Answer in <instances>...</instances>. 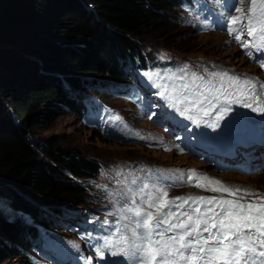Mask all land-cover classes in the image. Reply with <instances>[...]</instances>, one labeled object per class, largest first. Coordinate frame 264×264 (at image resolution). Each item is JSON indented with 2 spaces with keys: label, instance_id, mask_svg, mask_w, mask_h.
Wrapping results in <instances>:
<instances>
[{
  "label": "rangeland",
  "instance_id": "374dc122",
  "mask_svg": "<svg viewBox=\"0 0 264 264\" xmlns=\"http://www.w3.org/2000/svg\"><path fill=\"white\" fill-rule=\"evenodd\" d=\"M59 1L58 9L54 11L52 7H49L46 17L52 18L64 11L66 2L75 5V1L73 0ZM216 1L214 4H211V0H201L202 5H197V8H174V13H170L169 17L164 20L158 29L139 37L132 35L130 37L143 48V51L150 59L149 61L164 67L172 66L174 71L170 73L175 79L181 74V69L186 66L188 74L198 72L217 83H220L219 77L214 78L210 75L211 73L227 72L232 75H240L242 78L249 77L259 80L258 78L261 73L258 67L250 59L248 60L241 50L238 49L239 47L232 40L228 30L229 20L227 18L232 15H239L235 11L237 7L241 8L244 13H247L251 6V0H244L243 3H241V0H234V6L225 5L224 3L216 4ZM209 4L211 5L209 6ZM212 9H214V12ZM44 15L43 13L42 16ZM36 33L40 34L39 30ZM21 34L25 33H21V31L16 32L15 35H18V37L16 38L15 45L11 46V53H18V57L20 56L19 58L22 61H26V65H22L19 69L20 73L17 75L15 73L17 78L20 75L19 78L23 79L34 71L33 67L31 68L28 64H33L35 59H39V56L36 54L37 57L31 59L32 57H27L21 52L19 53L22 47L23 49L26 48V50L37 51L36 40L33 37H29L26 42H22L19 36ZM41 36L43 35L41 34ZM7 40L9 42L11 39L8 38ZM4 44L1 43L0 48L6 53L9 50L7 49L9 45L6 46V43ZM13 59H15L14 55ZM16 67L17 63L14 68L16 69ZM9 74L14 79L16 78L14 70L13 74L10 71ZM0 75V80H4L6 74L2 67H0ZM129 76L130 80L125 85L128 88L131 85H134L137 89L140 88L139 93L134 94L133 91H129L120 95L123 88L117 87L119 86V82L107 78L110 80V84L115 85L114 87L111 88V85L104 86L106 90H103V85L99 84L94 88H88L84 92V95H82L84 97L88 94L95 97L96 100L103 101L104 106L108 109V116L115 124V131L112 130L113 126L110 128V126L105 127L101 125L103 122L97 124L94 120L85 121L78 113L69 109L60 100H57L59 108L51 100L36 114H33L34 116L32 115L31 119L34 117L42 119L53 109L56 117H54L51 124L46 125L44 123L41 126L32 127L28 122L24 121V118L21 119L23 121L15 118L17 123H14L12 115L16 116L14 113L16 101L13 99L11 92H15L18 95L20 91L18 89L14 90L12 84L6 86L4 89L3 86L5 85H3V81L0 82V86L3 89L0 90V100L5 106L9 121H11L9 123L32 142L35 149H38L47 141H52L63 148L77 150L83 156H87L98 163L99 171L95 175L78 178V181L86 189L85 198H88L89 201L83 205H79L75 213L77 212L76 214L81 219H85V214L89 212L95 213L99 217L97 238L88 237L90 254L86 257L88 258L86 262L96 253V249L104 244L105 237L103 235L109 231L108 224H111L114 220L121 222L120 204L124 199L129 197L132 199L133 195L139 192L144 185L148 186L145 192L148 190L152 192V179L145 172L144 164L145 166L153 164L154 167L159 165L162 168H169L173 165L193 166L204 170L210 168V164L199 157L177 153L172 143L168 144L170 149L166 147V144L161 145L165 142L164 140L176 141L175 137L177 136L174 137V135H179L180 130L183 127L185 128L186 125L199 123L193 112H199L200 110L192 108L187 114L182 115L181 112L184 110L185 105L174 107L175 102L171 97V93L164 92V84H161L159 90H149L148 88H152V84L143 75V72L139 71V73H136L132 70ZM91 77H97L101 81L107 80L104 76L96 74L88 75V78ZM158 78L164 79L165 74H160ZM226 82L227 78H225L223 83L225 84ZM60 87L63 91L67 92V95L70 94L68 96L72 98L81 95L79 92L69 90L67 82L60 83ZM169 88H171V85ZM125 90L127 91L128 89L126 88ZM161 93L164 94L161 95ZM162 98H165L166 101H162ZM9 102L12 105H9ZM223 104L228 106L225 103ZM206 107L208 111H212L215 108L214 105L212 107L206 105ZM0 109L1 111L3 110L2 108ZM153 113L155 116L152 115ZM172 114H175L174 116L177 118L176 123L172 122L174 120ZM217 115L218 111L214 113L212 121H216ZM117 116L121 119H115ZM102 118V112L94 116V119ZM170 129L174 130L171 132ZM141 137H145V139H141ZM215 174L223 177L226 181L236 180L244 184L264 188V172L247 174L218 171ZM177 181L179 180L170 181L162 187L167 190L169 199L177 197L180 191L185 192L189 190L182 189L179 185H174L173 183H177ZM152 193L156 194L157 191L155 190ZM107 195L114 196L107 197ZM119 195H122V197ZM139 196L137 194L135 198ZM139 201L141 203V198ZM30 203L36 205L40 217L47 220L49 230H56L64 240L79 241L77 234L71 230V227L63 224L67 222H60L57 219L56 214L63 213L64 206L60 207V212H57L53 209V204H43L38 200H31ZM7 207L10 209L6 201L0 196V209L6 212ZM112 209L116 210L117 217L110 215ZM26 217L25 214L14 212V214L8 216V220L11 218L19 220L18 222L23 224L24 231H27L31 229L30 223L33 226L35 224L31 219L27 222ZM29 217L31 218V216ZM71 225L74 224L72 223ZM44 229L48 228L45 227ZM111 233H115L114 228H112ZM0 237L5 238L6 244L11 248L17 245L16 243L14 244L13 239L8 234L0 231ZM112 240L119 241L115 236H113ZM68 244L72 245L70 242ZM31 255L33 258L39 260V262L45 261L50 264H63L60 263L58 254L51 250L49 241L42 243V248L37 252L32 251ZM26 256L25 253H22V255L12 257L4 263L1 262L0 257V264H33V259L31 258V262L25 258Z\"/></svg>",
  "mask_w": 264,
  "mask_h": 264
},
{
  "label": "trees",
  "instance_id": "16d2710c",
  "mask_svg": "<svg viewBox=\"0 0 264 264\" xmlns=\"http://www.w3.org/2000/svg\"><path fill=\"white\" fill-rule=\"evenodd\" d=\"M73 1L75 5L66 2L64 11L48 18L47 10L49 7L54 11L58 9L59 0H0V44L9 45L7 54L0 48V67L6 74L0 82L3 81L4 89L12 84L14 90L20 91V95L11 92L16 101V116L11 113L14 123L15 118L19 121L24 118L32 127L51 124L56 117L53 109L42 119H31L51 100L56 106L59 105L57 100H60L84 119L91 98L68 96L70 94L67 95L60 87L62 82H67L69 90L83 94L99 84L108 86L107 78L129 81V70L132 68L150 67L154 73L165 75L173 70L172 66L164 68L149 61L143 48L130 36L139 37L158 29L169 14L174 13V8L188 7L192 0ZM37 30L40 34L36 33ZM17 31L25 33L19 35L22 42L33 37L38 51L22 47L19 53L31 59L39 56L33 64H28L34 71L23 79L16 75L26 61H22L18 53H11V46L15 45L18 37L15 35ZM8 38L11 39L9 42ZM13 70L15 79L9 74V71L13 74ZM90 74L104 76L107 80L88 78ZM109 85L114 87V84ZM0 90H3L1 86ZM9 105H12L11 102ZM0 108L3 109H0V196L10 207L6 212L0 209V231L8 234L17 244L11 248L5 238L0 237L1 262L25 253V258L31 262L33 259V264H41L31 255L37 250V243L43 241L41 229L30 223L31 229L24 231L19 220H8V216L20 212L31 216L25 218L27 222L31 219L40 226L48 227L47 220L40 217L37 206L30 201L53 204L57 212L62 206L64 211L76 209L89 201L85 198L86 189L78 178L95 175L99 166L95 160L77 150L63 148L52 141L35 149L33 143L9 123L11 121L1 100ZM61 214L56 215L59 218ZM52 235V230L47 233L50 238Z\"/></svg>",
  "mask_w": 264,
  "mask_h": 264
},
{
  "label": "snow or ice",
  "instance_id": "6c2138e0",
  "mask_svg": "<svg viewBox=\"0 0 264 264\" xmlns=\"http://www.w3.org/2000/svg\"><path fill=\"white\" fill-rule=\"evenodd\" d=\"M235 11L239 15L227 18L228 30L235 34L237 40H241L246 33L252 40L243 39L242 47L264 54V0H251L247 13L239 7ZM248 54L251 56L253 53L250 51ZM261 67L264 68V62ZM185 71L186 66L176 77L178 84L173 83L171 88L163 86L164 92L171 93L174 107L185 105L182 115L195 108L207 116L209 111L205 106L221 104V98L227 101L228 106L221 104L217 109V121L231 111L232 103H241L249 108L255 103V110L264 111V97L261 96L264 82L240 75L229 76L227 72H214L210 75L219 77V86L208 80L201 90L195 81H204V77L193 72L190 74L192 82H185ZM143 75L152 81L160 73L146 71ZM225 78L228 88L223 83ZM231 88L236 89L235 93L229 92ZM115 119L121 118L117 116ZM191 176L215 185L212 191L227 193L233 198L189 195L169 199L164 188L153 194L145 192L148 186L144 185L133 195L131 203L134 207L126 209L133 214L134 223L130 227L125 226L127 231L120 232L118 242L107 240L97 248V256L103 258L108 251L111 256H122L125 264H264V193L229 186L200 176L195 170H191ZM137 194L141 196L140 204L135 198ZM189 201L197 206L185 209ZM181 209L183 211H178Z\"/></svg>",
  "mask_w": 264,
  "mask_h": 264
},
{
  "label": "bare ground",
  "instance_id": "6f19581e",
  "mask_svg": "<svg viewBox=\"0 0 264 264\" xmlns=\"http://www.w3.org/2000/svg\"><path fill=\"white\" fill-rule=\"evenodd\" d=\"M174 124V123H173ZM176 126V125H175ZM175 128V127H174ZM176 128H178V127H176ZM149 166H152L153 167V164H149ZM181 177H182V179L183 180H186L188 177H187V175L185 174V172H183L182 174H181ZM261 179V178H260ZM114 195H107V197H113ZM46 210V209H45ZM58 220L60 221V222H63L64 220L63 219H61V218H58Z\"/></svg>",
  "mask_w": 264,
  "mask_h": 264
}]
</instances>
